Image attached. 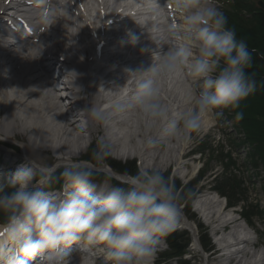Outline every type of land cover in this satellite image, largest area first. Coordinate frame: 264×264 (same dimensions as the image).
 <instances>
[{
	"label": "clouds",
	"instance_id": "1",
	"mask_svg": "<svg viewBox=\"0 0 264 264\" xmlns=\"http://www.w3.org/2000/svg\"><path fill=\"white\" fill-rule=\"evenodd\" d=\"M169 3L182 14L183 24L169 23L164 31L180 43L165 48L159 42L149 67L126 69L128 78H135L134 92L116 100L109 111L82 110L92 122L110 129L115 115L134 108L150 124L163 122V135L172 138L198 131L209 113L220 120L230 110L237 121L243 119L242 102L258 86L256 73L249 71L253 56L246 39L229 26L216 0H166L163 7L151 0V9ZM128 36L135 47L139 38ZM180 71L195 84L186 90L184 106L172 108L161 98L158 79ZM30 148L35 153L41 145ZM112 154L109 132L97 138L90 159H79V150L53 164L33 156L0 182V264H32L45 254L71 264L73 244L80 249L101 245L109 264H153L181 219L180 204L194 193L179 191L158 167H142L113 184L104 167ZM56 185L59 192L53 191Z\"/></svg>",
	"mask_w": 264,
	"mask_h": 264
},
{
	"label": "bare ground",
	"instance_id": "2",
	"mask_svg": "<svg viewBox=\"0 0 264 264\" xmlns=\"http://www.w3.org/2000/svg\"><path fill=\"white\" fill-rule=\"evenodd\" d=\"M38 1L44 10L49 11L47 18L42 11L41 26L53 22L51 32H55L56 40L49 34H39L37 31L28 39L23 35L22 40L14 46L0 43V136L4 138L3 141L20 138L28 155L37 156L40 162L45 163L51 159H69L75 150H79L78 158H81L84 144L110 132L113 148L118 150L114 151L117 158L140 160L146 168H149L148 161L154 167L166 169L187 166L183 159L195 150L191 149V143L183 141L179 147L180 155L169 159L168 155H163L167 143L175 140L174 137H160L163 122H160L161 126L159 123L150 124L132 108L134 116L127 115L128 111L117 114L113 117L112 127L106 129L92 122L89 113L82 111L88 107L109 111L116 100L130 96L135 89V78L131 74L128 78L125 70H136L133 66L153 60V52L160 50V44L151 37L148 39L147 33L137 36L139 43L132 49L128 44L129 36L127 31H123L129 22L136 26L135 21L129 19L130 15L125 16L134 7L130 3L132 0L128 4V0H71L68 7L66 0ZM23 5L16 4V0H0V17ZM93 11L97 12L99 21L95 22L94 16L88 15ZM137 11L142 14L138 7ZM152 15L153 12H150L144 19L147 29L157 28ZM176 20L183 24L181 13H177ZM111 22L114 24H109ZM129 30L136 29L129 25ZM36 39L38 41L33 44L32 41ZM161 40L165 48L176 46L168 37ZM50 42L52 49L46 45ZM42 45H46L45 48ZM117 45L121 50H110ZM101 46L99 55L97 49L99 52ZM141 49L144 51L141 52ZM58 60L69 66L65 74L69 80L60 87L55 86L59 80L53 77ZM112 78L117 81L107 85L105 92L98 90ZM156 125H159L158 128ZM209 127L205 126L208 130ZM205 128L202 131H206ZM196 132L201 133L199 130ZM196 132L189 136L197 137ZM33 143L41 145V149L35 153L30 148ZM24 162L16 160L15 164L18 168ZM204 192L205 185L193 192L194 198ZM197 201L200 209L205 208L207 225L219 237L220 246L209 255L208 264H257L253 261L259 256L258 242L245 234L246 229L242 228L240 220L224 217L226 210L218 212L221 205L218 200L201 195ZM91 250L99 251V255L90 257L88 250L73 254L77 261L71 264H82L88 259L96 264H109L101 245H94ZM261 261L264 264V258Z\"/></svg>",
	"mask_w": 264,
	"mask_h": 264
},
{
	"label": "rangeland",
	"instance_id": "3",
	"mask_svg": "<svg viewBox=\"0 0 264 264\" xmlns=\"http://www.w3.org/2000/svg\"><path fill=\"white\" fill-rule=\"evenodd\" d=\"M242 13L244 12L242 11ZM88 15L94 16L95 22L99 21L97 12H88ZM245 21L246 20L242 18L241 25L246 28V31L249 33V41L252 45H254L252 46L249 44V47L261 48L262 45L259 46L255 44L253 39L256 34L250 32V26L248 23H245ZM159 24H161L159 27V34L163 36L165 35L164 29L166 26L164 25L163 21H160ZM115 48L118 49L120 47L117 45L111 47L110 50ZM193 82L194 81H191L184 71L177 72L167 78L158 79V85L161 89V96L163 98L165 97V99H162L163 102L172 108H182L184 106V94L189 87H193ZM98 90H101L100 87ZM15 91H17L16 88ZM162 91L167 92V94ZM165 101H168V103ZM131 111L132 108L128 110L127 115L134 116L135 113H132ZM228 111L229 110H225L224 116L220 120H217L210 113L206 114L204 116L206 119L203 117L201 128L199 129L201 133L199 134L196 132L197 137L193 135L185 136L182 133L177 134L174 137V141L167 143V147L163 151V155H168V159L171 156L180 155L179 147L183 141L191 143V149L195 150L183 159V162L187 163V166L181 167V169H179V165L177 167L172 166L169 169H160H162L167 176L171 177L177 189L181 192L187 191L188 189H191L192 192L198 191L201 186L205 185L206 193L204 192L197 197H200L201 195L208 196L210 199L220 201L221 205L217 210L218 212L223 213L224 210H226L223 213L224 217H235L240 220V225L242 228L246 229L245 234L253 238L255 242H258L257 251L259 252V256L256 257L253 262L262 264L261 258H264V140L260 139V144L263 146V149L259 148L263 154V159H259L257 157L249 158V144H247L248 146L246 147L241 141L246 140V136L244 132L242 136L236 134V131H234L236 128L230 119ZM248 115V118L256 121L264 120V117H262V115H260L257 110L252 111ZM141 117L143 116L141 115ZM207 121H210L209 124H206ZM159 124L161 126V123ZM208 125L211 127V129L209 127V130L205 128V126L207 127ZM158 126L156 128H158ZM203 127L206 131H202ZM238 130L242 131L240 128H238ZM159 135L160 137L164 136L163 132H160ZM96 140L97 138L94 139V142L84 144L83 150L81 152L82 156L79 159L84 158V156H90L91 149L95 147ZM7 143L20 147V157L23 158L24 161L26 158H31L24 150V144L20 138H17L16 140H9ZM239 144H242L243 146L237 150V146ZM115 150L118 152L117 149L113 148V154L110 157L111 160L120 162L122 164L133 163L137 169L142 167L146 168L140 160L117 158L114 154ZM45 159L47 160L48 158L46 157ZM48 162L53 164L60 161L56 159L45 161V163ZM107 162H109V160L106 161L104 167L105 171L110 176L116 178L118 181H125L129 179L128 177L115 174L109 168L108 165L110 164L107 165ZM147 163L149 168L154 167L149 161ZM226 172L227 177H230L234 181L233 183L235 186V192L238 193L237 198L245 199V201L240 204V207L232 208V210H228L226 208V199L216 193L214 190L218 186L217 180L219 181L220 177L225 175ZM197 197L194 198L193 195L190 199H186L182 204H180L182 216L175 229L172 230V232H179L182 237L184 236V239H190L188 247L184 251L185 253L183 254V258L180 259L179 257L171 255L172 253L170 252L167 240L165 238L160 250L156 255V258L154 259L156 264H208L209 255L220 246L218 244L219 237L205 221L206 215L200 216V213L198 215V212L194 211L195 205L193 204ZM188 207L191 209V214L186 212ZM203 210L205 211V208ZM242 211L247 212L250 215H256L252 216L250 220H245L241 216ZM190 216L196 217V223L192 222ZM196 225H199L201 229H199V226L197 228ZM204 235H207L211 239L213 245L212 247L206 248V252H204L200 247V239ZM94 252L95 251L91 250L90 254H94ZM82 264H91V261L88 259L85 263L82 262Z\"/></svg>",
	"mask_w": 264,
	"mask_h": 264
},
{
	"label": "trees",
	"instance_id": "4",
	"mask_svg": "<svg viewBox=\"0 0 264 264\" xmlns=\"http://www.w3.org/2000/svg\"><path fill=\"white\" fill-rule=\"evenodd\" d=\"M224 4L223 12L228 20L229 26H234L238 37L245 38L248 45L251 44L249 41V33L246 31V28L241 25L242 18L250 26V32L256 34L254 37V42L256 45L264 47V0H221ZM242 11L244 13H242ZM252 45V44H251ZM254 46V45H252ZM251 48L253 56V67L249 69L250 72L256 73V79L258 82L257 90L254 94L249 96L245 101L242 102L241 109L244 112V117L239 121L235 119V111H231L235 125L237 128H240L246 136V142L249 144V158L257 157L263 159L260 149H263V146L260 144V139L264 140V120L256 121L251 118H248L252 111L257 110L262 117H264V48ZM248 113V114H247ZM260 148V149H259ZM90 159L91 157H87ZM110 168L116 170L120 174L127 173L128 175H133L138 170L137 167L133 164H122L120 162H115L108 159ZM264 171V169H263ZM233 179L227 177V172L225 175H222L217 180V187L214 189L216 193L221 195L226 199V203L232 208L240 207V204L245 201L244 198H237L238 193L235 192V186ZM232 191V192H231ZM183 203V202H182ZM181 203V204H182ZM190 208L188 207V212ZM243 218L245 220H250L254 214L250 215L247 212L242 211ZM184 237V236H183ZM179 232L171 231L166 239L168 247L170 249L171 255L175 257L183 258L184 251L188 247L190 239H184ZM205 242H208L210 245V239L207 235H204L200 239V244L203 246Z\"/></svg>",
	"mask_w": 264,
	"mask_h": 264
}]
</instances>
